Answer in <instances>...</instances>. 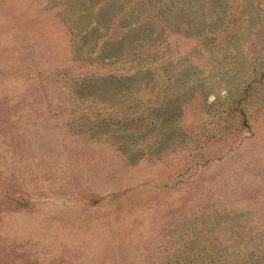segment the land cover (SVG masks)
Segmentation results:
<instances>
[{
  "label": "rangeland",
  "instance_id": "rangeland-1",
  "mask_svg": "<svg viewBox=\"0 0 264 264\" xmlns=\"http://www.w3.org/2000/svg\"><path fill=\"white\" fill-rule=\"evenodd\" d=\"M0 264H264V0H0Z\"/></svg>",
  "mask_w": 264,
  "mask_h": 264
}]
</instances>
